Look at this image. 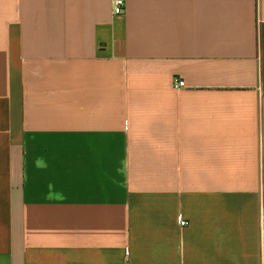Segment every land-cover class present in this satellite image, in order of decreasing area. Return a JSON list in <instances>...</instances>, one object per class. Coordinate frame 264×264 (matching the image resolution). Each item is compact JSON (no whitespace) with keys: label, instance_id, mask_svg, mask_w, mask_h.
<instances>
[{"label":"crops","instance_id":"crops-1","mask_svg":"<svg viewBox=\"0 0 264 264\" xmlns=\"http://www.w3.org/2000/svg\"><path fill=\"white\" fill-rule=\"evenodd\" d=\"M123 3L0 0V264H264V0Z\"/></svg>","mask_w":264,"mask_h":264},{"label":"built area","instance_id":"built-area-1","mask_svg":"<svg viewBox=\"0 0 264 264\" xmlns=\"http://www.w3.org/2000/svg\"><path fill=\"white\" fill-rule=\"evenodd\" d=\"M124 3L123 0H112V14L115 16L121 15L123 13ZM171 84L174 87H182L184 85L183 81L178 80L176 77L172 78ZM180 225H185L184 221L180 222Z\"/></svg>","mask_w":264,"mask_h":264},{"label":"clouds","instance_id":"clouds-1","mask_svg":"<svg viewBox=\"0 0 264 264\" xmlns=\"http://www.w3.org/2000/svg\"><path fill=\"white\" fill-rule=\"evenodd\" d=\"M36 163H37L38 167H44V164H43V162L41 160H37ZM49 187L51 188V185H49Z\"/></svg>","mask_w":264,"mask_h":264}]
</instances>
